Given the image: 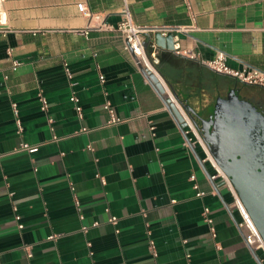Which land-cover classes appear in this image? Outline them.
<instances>
[{
    "label": "crops",
    "instance_id": "crops-1",
    "mask_svg": "<svg viewBox=\"0 0 264 264\" xmlns=\"http://www.w3.org/2000/svg\"><path fill=\"white\" fill-rule=\"evenodd\" d=\"M125 5L157 45L177 109L188 105L201 124L232 89L264 109L263 86L201 61L221 50L232 67L264 71V0H0V264H264L232 192L209 176L202 147L185 145L187 126L124 49L115 26ZM159 31L198 58L158 45ZM107 101L122 122L107 125ZM22 141L35 148L15 150Z\"/></svg>",
    "mask_w": 264,
    "mask_h": 264
},
{
    "label": "water",
    "instance_id": "water-1",
    "mask_svg": "<svg viewBox=\"0 0 264 264\" xmlns=\"http://www.w3.org/2000/svg\"><path fill=\"white\" fill-rule=\"evenodd\" d=\"M166 40H169V47L173 48L172 33L166 39L161 31L155 35V42L160 46L165 45ZM144 45L148 47V42H144ZM140 67L165 104L183 121L164 86L149 70L142 65ZM171 87L173 88L172 85ZM172 92L178 99L174 88ZM182 104L264 239V112L251 100L241 97L236 89L230 90L226 97L220 96L210 117L201 124L190 107ZM208 174L211 177L209 172ZM214 185L217 187L216 183Z\"/></svg>",
    "mask_w": 264,
    "mask_h": 264
},
{
    "label": "built area",
    "instance_id": "built-area-1",
    "mask_svg": "<svg viewBox=\"0 0 264 264\" xmlns=\"http://www.w3.org/2000/svg\"><path fill=\"white\" fill-rule=\"evenodd\" d=\"M77 5H78L79 11L83 15L90 17L91 19L95 16L89 10V8L86 6V4L84 2H79ZM122 13L124 14V18L115 26V28L119 31L121 36L124 38V41H125L124 49L127 52L134 54V56L136 57V62L138 65H142L144 68L149 70L151 73L155 74L156 76L159 75L163 79L162 74L157 67L159 62H160V59H159L158 54H157V45L152 44L150 48L145 47L144 39L142 36L143 31H145V27H143L139 24H136L133 21L128 5H125L123 7ZM96 17L100 19V15H96ZM5 23H6V12L0 11V25L5 24ZM105 25L106 24H105L104 20L102 19L101 27H104ZM184 29L188 30L187 28H184ZM173 50L178 54L185 55V56L192 58V59L198 58L197 54L193 50L182 48L179 43H175L173 45ZM8 53L11 54V51L9 50ZM201 61L206 66L213 69L214 71L221 73V74H226V75L232 76L233 78L237 79L238 81H240L242 83L249 84V85H258V86L264 87V71H262L258 68H255V67H246V66L242 67V68L232 67L228 64L227 54L224 51H221V50L218 51L212 59H201ZM19 64L20 63L18 61L14 60V62H13L14 68H17L19 66ZM66 71H67V75L69 77H71L72 72H71L70 68L66 67ZM100 78H101L102 82H105L104 75H101ZM163 82H164V86H165L164 88L172 100V96L169 93L170 88L168 87V85L164 79H163ZM71 100L75 103V106H76V109L79 113V116L82 117L83 112H82V107L79 104L78 96L76 94H73L71 96ZM41 101H42V108L44 110H46L48 107V101H47L46 96L41 95ZM179 106L180 107L178 108V110L183 117V122H184L185 126H187V129L185 131V135H186L185 145L190 146L191 144H198L202 147V149L206 155V158L209 160V162L211 163L212 168H213V173L211 174V178L213 180L221 179L228 186V188L230 189V191L233 194L234 204H235V206L239 212V215L241 217L239 225L242 228H244V230H245V238H246L247 244L255 250L261 249L264 252V239H263L259 229L255 225L252 217L250 216L249 212L247 211L246 207L244 206L243 202L241 201L240 197L238 196V194H237L235 188L233 187L231 181L229 180L228 176L225 174V172L220 168V166L215 161L214 157L212 156V154L209 150V147H208L205 139L203 138L200 130L196 127L191 116L187 113V111L183 107V105L179 104ZM104 107L109 112V115H110V117L107 121V125H113V124H117V123H120L123 121V118H121L116 113V111H115V109L112 106L110 101H107L105 103ZM14 108H15V112L17 114L18 110L16 108V104H14ZM17 121H18L19 131H21L22 130L21 122L19 119ZM83 130L87 131L89 129L83 128ZM34 148H35V145L22 141L15 148V150H28V151H30ZM89 149H92V147L89 146ZM2 155L3 154L0 151V157ZM191 179L195 180L196 175L192 174ZM194 188L197 190V196H204L206 194L205 191L200 190L199 185L196 182L194 184ZM204 216H205V220L210 224L211 232H212L213 236H216L217 231H216V228L214 226V219L211 216L210 208L208 206L204 207ZM16 218L18 220L21 219L20 215H17ZM109 220L113 223H117L118 218H117V216L112 215L109 218ZM98 224L99 223L96 221V222H93L92 225L97 226ZM19 227L23 228L24 225L22 223H19ZM83 229L87 230L88 226L84 225ZM151 248L153 249V252H155L153 241H151ZM26 249H27L28 255L32 256L31 249H28V248H26Z\"/></svg>",
    "mask_w": 264,
    "mask_h": 264
},
{
    "label": "bare ground",
    "instance_id": "bare-ground-1",
    "mask_svg": "<svg viewBox=\"0 0 264 264\" xmlns=\"http://www.w3.org/2000/svg\"><path fill=\"white\" fill-rule=\"evenodd\" d=\"M151 74H153V73H151ZM155 77H156V79L160 82V83H162V85L164 86V82H163V79L161 78V76H159L158 74V76H156L155 74H153ZM154 77V78H155ZM165 87V86H164Z\"/></svg>",
    "mask_w": 264,
    "mask_h": 264
},
{
    "label": "flooded vegetation",
    "instance_id": "flooded-vegetation-1",
    "mask_svg": "<svg viewBox=\"0 0 264 264\" xmlns=\"http://www.w3.org/2000/svg\"><path fill=\"white\" fill-rule=\"evenodd\" d=\"M242 97V96H241ZM244 98V97H243ZM246 99V98H245ZM257 106H258V108L260 109V110H262L263 112H264V109H263V106H261V105H258V104H256Z\"/></svg>",
    "mask_w": 264,
    "mask_h": 264
}]
</instances>
